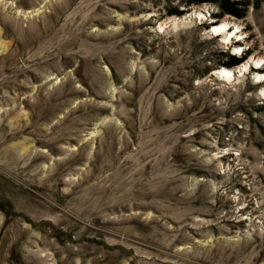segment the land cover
Wrapping results in <instances>:
<instances>
[{"label": "rangeland", "instance_id": "1", "mask_svg": "<svg viewBox=\"0 0 264 264\" xmlns=\"http://www.w3.org/2000/svg\"><path fill=\"white\" fill-rule=\"evenodd\" d=\"M233 1L0 0V264H264V0Z\"/></svg>", "mask_w": 264, "mask_h": 264}, {"label": "clouds", "instance_id": "2", "mask_svg": "<svg viewBox=\"0 0 264 264\" xmlns=\"http://www.w3.org/2000/svg\"><path fill=\"white\" fill-rule=\"evenodd\" d=\"M198 19H201L200 17H198ZM227 25V24H226ZM227 27H229V25H227ZM226 27L225 24H221V27L218 29H215L214 32L215 33H223L225 32ZM239 29L238 28H234L232 35L235 36V33L238 32ZM213 33V32H212ZM214 34V33H213ZM237 40L242 39L243 37L241 36H236L235 37ZM229 39H231V37H229L228 39H225L223 41L224 44H228L229 43ZM242 51V49H233V53L235 55H239L240 52ZM253 65L255 68L259 69L262 65H264V60H260V61H253L251 59L248 60L247 63L242 64L236 71L238 73V75H242L243 73L248 71L249 65ZM219 76H221L222 78H226L228 80H231L232 78V73L231 72H220L218 73ZM253 80L256 82H260V81H264V75H260V76H254ZM262 95V94H261Z\"/></svg>", "mask_w": 264, "mask_h": 264}, {"label": "trees", "instance_id": "3", "mask_svg": "<svg viewBox=\"0 0 264 264\" xmlns=\"http://www.w3.org/2000/svg\"><path fill=\"white\" fill-rule=\"evenodd\" d=\"M214 3H217L220 5V8L225 13L235 16V17H242L239 10L240 3L239 2H231V0H211ZM226 57L229 58L230 63L228 65H238L240 63L239 59L236 57L230 56L229 54H226Z\"/></svg>", "mask_w": 264, "mask_h": 264}, {"label": "bare ground", "instance_id": "4", "mask_svg": "<svg viewBox=\"0 0 264 264\" xmlns=\"http://www.w3.org/2000/svg\"><path fill=\"white\" fill-rule=\"evenodd\" d=\"M198 16V17H200V15H201V13H194V16ZM187 19L188 18H184V19H181V20H178L179 22H184V21H187ZM177 23L178 22H174V25H177ZM222 24H227V25H229V27L225 30V32H223V33H219V34H214L215 36H217V37H219V38H221V40H222V42L225 40V39H228L229 37H233V35L232 34H230L231 33V29L230 30H228L230 27H231V25L229 24V23H227V22H223ZM234 28H238L239 29V27L238 26H236V25H234ZM161 29H164V25H160L159 26V30H161ZM228 30V31H227ZM237 36H239V35H237ZM243 36V35H242ZM241 36V37H242ZM230 40L231 39H229V42H230ZM235 49H238V48H236L235 47ZM260 60H264V59H259V60H257V62L258 61H260ZM244 63H247V62H244ZM243 63V64H244ZM249 68H250V65H249ZM249 68H248V70H249ZM222 69H225V70H228V71H230L231 73H232V78H231V80H225L224 78H221L219 75H218V73H219V71L221 70V69H219V70H216V71H214V75L218 78V79H220V80H223V81H227V82H231L232 80H234L235 79V76H236V74H235V71L234 70H231V69H228V68H222ZM246 73V72H245ZM257 75H261V73L260 74H257ZM262 91H264V90H262Z\"/></svg>", "mask_w": 264, "mask_h": 264}, {"label": "snow or ice", "instance_id": "5", "mask_svg": "<svg viewBox=\"0 0 264 264\" xmlns=\"http://www.w3.org/2000/svg\"><path fill=\"white\" fill-rule=\"evenodd\" d=\"M200 18H201V19H204V16H203V15H200ZM220 27H221V24H213V26L211 27L210 30H211L214 34H219V33H215L214 30H215V29H218V28H220ZM225 27H226V29L228 28L226 24H225ZM162 30H163V29H161V31H162ZM220 72H225V73H227V72H230V71L225 70V69H221V70L219 71V73H220ZM256 76H260V75H256ZM220 77H221V76H220ZM221 78H222V77H221ZM224 79H225V80H228V79H226V78H224ZM261 94L264 95V91H262Z\"/></svg>", "mask_w": 264, "mask_h": 264}]
</instances>
